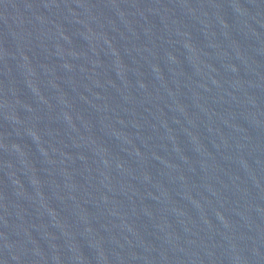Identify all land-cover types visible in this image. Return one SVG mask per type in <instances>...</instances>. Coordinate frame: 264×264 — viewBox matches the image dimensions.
<instances>
[{
    "label": "water",
    "instance_id": "95a60500",
    "mask_svg": "<svg viewBox=\"0 0 264 264\" xmlns=\"http://www.w3.org/2000/svg\"><path fill=\"white\" fill-rule=\"evenodd\" d=\"M0 264H264V0H0Z\"/></svg>",
    "mask_w": 264,
    "mask_h": 264
}]
</instances>
